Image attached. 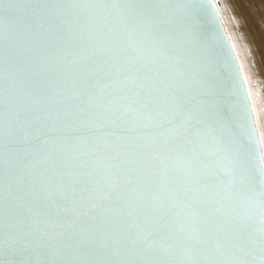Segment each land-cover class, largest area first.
Here are the masks:
<instances>
[{"label": "snow or ice", "instance_id": "1", "mask_svg": "<svg viewBox=\"0 0 264 264\" xmlns=\"http://www.w3.org/2000/svg\"><path fill=\"white\" fill-rule=\"evenodd\" d=\"M0 264H264L206 0H0Z\"/></svg>", "mask_w": 264, "mask_h": 264}, {"label": "bare ground", "instance_id": "2", "mask_svg": "<svg viewBox=\"0 0 264 264\" xmlns=\"http://www.w3.org/2000/svg\"><path fill=\"white\" fill-rule=\"evenodd\" d=\"M236 56L264 153V0H211Z\"/></svg>", "mask_w": 264, "mask_h": 264}, {"label": "water", "instance_id": "3", "mask_svg": "<svg viewBox=\"0 0 264 264\" xmlns=\"http://www.w3.org/2000/svg\"><path fill=\"white\" fill-rule=\"evenodd\" d=\"M206 3L208 5H210L211 11L215 15V26L219 29V31L221 33V36L223 38V42H224L226 48L229 51V55H230V58H231V61H232V64H233V74L236 75L237 78H238L240 99L244 102L245 110H246L248 116L250 117L252 126L255 129L257 140L259 141V136H258V133H257V128H256V125H255V120H254V117H253L251 104H250L249 97H248V94H247V89L245 87V83H244V80H243V77H242V74H241V71H240L236 56L234 54L233 48L231 46V43L229 41V38L227 36V33L225 31V28L223 26V23H222V21H221V19L219 17V14H218L215 6L211 2V0H206ZM259 143H260V141H259ZM260 151L262 152L261 145H260Z\"/></svg>", "mask_w": 264, "mask_h": 264}, {"label": "rangeland", "instance_id": "4", "mask_svg": "<svg viewBox=\"0 0 264 264\" xmlns=\"http://www.w3.org/2000/svg\"><path fill=\"white\" fill-rule=\"evenodd\" d=\"M250 3V0H247Z\"/></svg>", "mask_w": 264, "mask_h": 264}]
</instances>
